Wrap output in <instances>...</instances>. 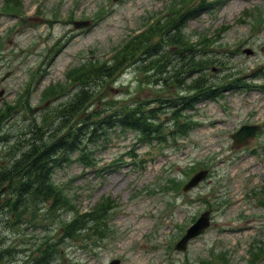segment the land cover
Returning <instances> with one entry per match:
<instances>
[{
	"label": "rangeland",
	"instance_id": "rangeland-1",
	"mask_svg": "<svg viewBox=\"0 0 264 264\" xmlns=\"http://www.w3.org/2000/svg\"><path fill=\"white\" fill-rule=\"evenodd\" d=\"M201 1L191 0L197 16L185 18L181 28L201 50L197 57L212 61L201 73L219 95L189 110L194 128L170 146L136 144L134 131H112L105 146L91 145L96 154H90L89 162L96 161L95 168L79 161L56 169L54 179L67 184L82 212L102 196L116 199L120 209L109 221L100 247L86 252L78 242L68 241L71 254L61 247L57 260L49 264H70L73 259L107 264L113 258H122L123 264H264V0H203L199 9ZM211 2L214 7L206 9ZM178 8L179 0H0V110L28 88L34 114L40 116L41 91L65 80L71 65L89 56L109 58L142 31L140 24L148 15L167 21ZM82 20L89 24L74 25ZM181 55L188 58L189 52ZM131 71L136 75L130 67L111 95H125ZM148 90L140 96L147 97ZM33 119L20 110L4 122L8 137L0 141L2 164L10 158L12 144L30 137L25 130ZM244 124L260 128L245 145L236 146L231 135ZM171 130L167 127L168 133ZM129 150L145 160L134 162L124 155ZM121 156L126 159L112 165ZM194 163H199L198 170H209L201 184L185 194L183 189L163 188L170 178L185 183ZM205 210L211 211L209 229L193 239L187 251H175L171 245ZM60 224L64 222L52 225ZM29 226L25 230L3 221L0 245L27 248L18 230L37 244L42 233ZM25 257L19 251L8 254L6 262L20 264Z\"/></svg>",
	"mask_w": 264,
	"mask_h": 264
},
{
	"label": "trees",
	"instance_id": "trees-1",
	"mask_svg": "<svg viewBox=\"0 0 264 264\" xmlns=\"http://www.w3.org/2000/svg\"><path fill=\"white\" fill-rule=\"evenodd\" d=\"M13 1L19 3V0ZM186 2L185 18L196 17L191 0ZM203 2L199 9L204 7ZM213 4L215 2L208 3L206 9L214 7ZM180 17L181 10L175 9L167 21L159 20L158 27L152 26L149 31L135 35L116 48L109 58L89 56L71 65L66 70L65 80L50 83L41 91L39 107L43 112L40 116L34 114L28 88L0 110V141L7 140L3 124L14 113L22 110L34 116L25 130L30 134L26 143L11 146L10 158L5 164L0 162V227L3 221L10 220L15 227L23 226L25 230L32 225L43 233L41 228H44V235L37 236L39 244L31 240V235L25 239L18 230L27 248L19 250L14 243L0 245V264H7V255L19 251L26 256L20 264H49L61 254L64 241H76L83 249L89 247V241L94 245L104 241L107 220H111L118 203L103 196L90 211L80 213L67 184L54 179L55 170L79 161L88 169L95 168L97 162H89L90 154H96V148L91 145L105 146L110 133L117 128L122 132H136V144L151 145L155 140L169 142L167 137H161L163 121L156 123L165 107L174 110L173 120L177 124L179 118H184V125L176 134L186 136L193 127L185 110L219 95L220 91L201 73L212 61L197 57L200 49L182 32L178 24ZM185 51L189 52L188 58L184 55L180 58L179 53ZM175 55L178 58L175 59ZM148 57L152 58L146 61ZM130 67L135 68L136 75L130 72L132 77L125 83V95L120 98L111 95V90L121 83L118 79ZM132 85H135L133 90ZM146 89L149 95L140 97ZM152 101L158 103L159 108L146 107ZM19 152L21 155L14 158ZM124 155L134 162L145 160L131 151ZM125 159L121 156L112 165L117 166ZM196 170V165L191 166L188 175ZM182 184L183 181L170 178L163 188L178 191ZM69 211L73 212L72 217L63 218ZM63 222L60 224L63 231L55 232L52 224Z\"/></svg>",
	"mask_w": 264,
	"mask_h": 264
},
{
	"label": "water",
	"instance_id": "water-1",
	"mask_svg": "<svg viewBox=\"0 0 264 264\" xmlns=\"http://www.w3.org/2000/svg\"><path fill=\"white\" fill-rule=\"evenodd\" d=\"M88 23H81L78 26H84ZM4 91H0V94H3ZM258 127L257 126H243L238 132L232 135L235 144H245L248 139L255 135ZM207 170H201L200 172L196 173L193 178L190 180L188 184L185 185L184 190H190L193 187L197 186L207 175ZM210 226V212H204L200 218L190 227L187 229L185 236L175 245V248L181 251L187 249L188 242L202 234L208 227ZM110 264H120V260L116 259L113 260Z\"/></svg>",
	"mask_w": 264,
	"mask_h": 264
},
{
	"label": "bare ground",
	"instance_id": "bare-ground-1",
	"mask_svg": "<svg viewBox=\"0 0 264 264\" xmlns=\"http://www.w3.org/2000/svg\"><path fill=\"white\" fill-rule=\"evenodd\" d=\"M215 120V119H214Z\"/></svg>",
	"mask_w": 264,
	"mask_h": 264
}]
</instances>
